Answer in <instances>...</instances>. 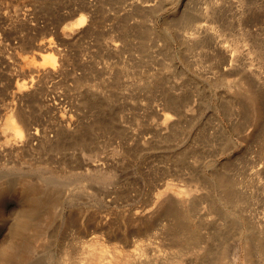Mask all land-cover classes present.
Wrapping results in <instances>:
<instances>
[{"label": "rangeland", "instance_id": "rangeland-1", "mask_svg": "<svg viewBox=\"0 0 264 264\" xmlns=\"http://www.w3.org/2000/svg\"><path fill=\"white\" fill-rule=\"evenodd\" d=\"M47 39L64 66L39 79ZM13 109L33 134L0 143V264L95 235L141 264H264V0H0V140Z\"/></svg>", "mask_w": 264, "mask_h": 264}, {"label": "bare ground", "instance_id": "bare-ground-1", "mask_svg": "<svg viewBox=\"0 0 264 264\" xmlns=\"http://www.w3.org/2000/svg\"><path fill=\"white\" fill-rule=\"evenodd\" d=\"M85 18L86 15L81 12L78 16H76L74 20L70 21L65 27H67L68 30L72 32V30L74 31V28L79 27L84 23ZM198 32L199 31L195 29L194 32L192 31L189 33L191 35L193 34L194 36L195 33ZM38 45L39 48L48 52L45 55H41L42 57L39 54L41 60L35 59L33 55L32 57L28 58L24 57V60L27 58L25 62L28 64L30 71H36L37 74L35 75L39 79L47 75H54L58 73L61 70V67L63 68L64 66V58L61 57V62H59L60 57L58 58V56H56V52L58 53L57 48L54 47L50 39H47V41H40ZM225 49L226 55H229L228 58L233 59L234 53L227 48ZM24 80L25 79H23V81L19 83H16L17 92L29 91L30 88L33 87V75L31 76L30 83L26 81L24 82ZM252 99L253 101H258L257 97L254 95L252 96ZM89 103L91 102L89 101ZM255 103L258 104L257 102ZM29 115V112L25 110L20 111L17 109H13L12 112L6 115V118L1 126L2 138L0 140V143L2 144V146H10L11 148L20 147L21 145H23L24 137L33 134L32 132L28 131V127L30 125ZM84 135L85 131L82 132L78 139L83 138ZM66 137L61 140L62 144L67 143L68 139ZM169 189L170 187L167 186L164 192L168 191ZM20 193H22L26 199L28 198L30 202L34 201L37 193L36 187L32 183L23 184L20 189ZM174 193V195L179 198V203L183 205L185 203V193L183 192V190L177 189ZM160 201L161 200H159V198L157 197L152 203V205L148 207V210L156 209L159 206ZM2 251L5 253L6 251H8L7 254H14L15 252L19 253V250H17L14 242L10 241L6 242ZM20 254H18V256ZM22 255L23 253L21 254V256ZM143 255V251L141 250V248H139V246H135L130 251H124L116 243L111 244L109 246L104 241V239H102V237L95 235L88 239L79 251L68 248L65 245L52 260V264H141L140 261L142 260Z\"/></svg>", "mask_w": 264, "mask_h": 264}]
</instances>
